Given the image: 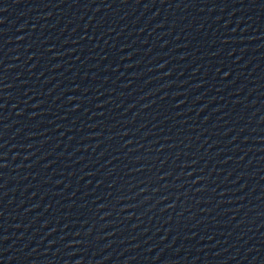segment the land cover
<instances>
[{
  "label": "water",
  "instance_id": "obj_1",
  "mask_svg": "<svg viewBox=\"0 0 264 264\" xmlns=\"http://www.w3.org/2000/svg\"><path fill=\"white\" fill-rule=\"evenodd\" d=\"M0 264H264V0H0Z\"/></svg>",
  "mask_w": 264,
  "mask_h": 264
}]
</instances>
